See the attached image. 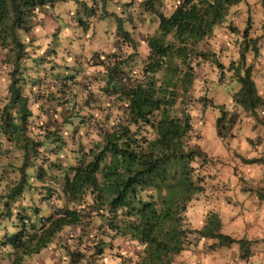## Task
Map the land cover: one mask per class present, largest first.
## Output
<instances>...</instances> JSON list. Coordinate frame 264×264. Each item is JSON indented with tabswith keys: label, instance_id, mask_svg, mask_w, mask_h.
Here are the masks:
<instances>
[{
	"label": "trees",
	"instance_id": "16d2710c",
	"mask_svg": "<svg viewBox=\"0 0 264 264\" xmlns=\"http://www.w3.org/2000/svg\"><path fill=\"white\" fill-rule=\"evenodd\" d=\"M240 1L0 0V264L47 252L63 229L66 264H106L114 238L135 246L133 259L114 264H181L176 258L199 239L206 250L235 244L240 259L252 254L257 239L225 231L214 205L222 189L206 170L220 158L195 141L189 110L195 102L201 114L212 109L214 134L228 149L241 112L264 134L257 115L264 98L251 73L259 36L250 35L249 15L241 28L226 20ZM135 13L140 24L155 22L150 34L137 29ZM104 18L114 24L112 49L96 47L79 60L75 26H90L94 40ZM219 27L235 35L226 62L217 55ZM136 30L146 50L137 48ZM207 59L217 83H238L224 86L230 107L193 93L196 66ZM88 65L102 68L101 83L90 88ZM89 99L93 106L85 108ZM82 124L87 138L78 135ZM238 180L241 191L264 202V187Z\"/></svg>",
	"mask_w": 264,
	"mask_h": 264
},
{
	"label": "rangeland",
	"instance_id": "374dc122",
	"mask_svg": "<svg viewBox=\"0 0 264 264\" xmlns=\"http://www.w3.org/2000/svg\"><path fill=\"white\" fill-rule=\"evenodd\" d=\"M230 10L231 13L227 16L226 20H232L239 28L244 26L246 16H250V35L259 36V48L264 49V0H241L236 5H233ZM64 16L68 18V13L66 12ZM58 22L61 28H64L62 23L60 21ZM134 22L138 25L137 29H139L142 33L146 32L147 34H150L155 28V22H147L145 20L143 21L144 24H140L137 19L136 13L134 15ZM106 25H109V21L106 18L101 19L98 23H96L95 27L93 28L96 32V35H98V38L94 40L90 39V41L89 35L92 28L90 26H88L86 29L84 28V30L87 31L85 32L83 29L81 30L80 27H78L79 29L77 31V26H75L76 33L74 39L75 42L78 41V47H72L73 41L71 47L74 54L76 53V51H78L76 55H79V60L82 61L83 56H86L85 52H87L88 50H93L96 47L97 49H99L101 46H103V50H108L110 48L112 49L114 45L112 42L114 24L111 22L107 28L105 27ZM68 29L71 31L73 29L75 30L74 27H68ZM31 32L33 33V30ZM32 33L31 35L34 36L35 34ZM215 33L217 36L216 40L223 39V44H218L219 48L222 47V49L219 50L217 46L219 50V52L217 53L218 58L222 62H226L228 60V56H231V54L235 52V46L233 42V37H235V35L234 33L220 27L215 29ZM133 36L138 40L137 48H143V50H146L144 43L143 45L142 43L139 44V42H142L143 40L140 32H137L136 30L133 33ZM64 40L66 41V44H69L70 46L71 43H69V41L73 40L72 34L70 36H66ZM216 40H214L213 42L215 47V42H217ZM55 44L57 47L64 45L60 38L55 41ZM79 44H82V48H80ZM84 44L87 45V48H85ZM126 49L131 50V47L127 46ZM246 57L248 61L252 59V54L250 51L247 52ZM60 59L65 60L66 58L60 57ZM88 63L89 62H87L86 64ZM260 67H262V69L264 68L262 65H260ZM4 69L5 67L2 64V59L0 57V81L2 82L4 79L2 76V71ZM100 69L102 68L99 65H88L85 67L86 72L90 76L89 88L92 86H96L98 83H101V81H96L97 73H101ZM196 72V78L192 83L193 93H206V95H212L216 102H223L226 107H230L231 104L227 95V89H225L224 86L228 87V89H230L231 86H233V88H236L238 86V83L235 81L230 82L228 85L217 83V81L215 80L217 77L216 68L208 59L200 63L199 66H196ZM251 73L256 86H258V81L256 78L257 71L255 67L252 68ZM225 80H227V78H225ZM1 87L2 85L0 86V88ZM92 106L93 102L89 99L85 104V108H91ZM189 110L195 126L194 132H192V134L194 133V135H196L197 137L195 141H198L200 146L207 153H209L210 155H216L220 158V163L215 164V166L213 167L210 166V168L207 167L206 170L212 173L213 176L218 175L217 187L219 189L233 190L232 196L229 195L215 198L216 200L214 205L216 206L217 210H223L224 213H229L227 211L228 208L231 210L230 213H233L232 211L236 208H239L238 210H241V207H239L241 202H239L235 196L237 192L245 193V195L247 196L246 199H248L247 204L249 208H251L252 206L254 207L253 210H256V207H258L257 209L264 208V202H258L254 199V196L250 192H243L240 190L238 180V176L240 175L243 179V183L246 186L264 187V166L263 164L261 165V162L264 163V160L253 163L241 162L239 155L242 154L231 147L228 151L226 142L220 140L214 134V113L212 109L207 108L206 111L201 114L200 110L198 109V103L195 102ZM94 111H96V109H94ZM94 114H96V112ZM246 115L248 114L242 112L239 114V119L237 120V123L234 127L235 134L239 132L241 136H245V141L247 144L245 147H242V149H245L246 152H249L246 154H251L250 152H252L254 155H256V157H262L264 159V134L259 125L253 124V122L250 120L251 117L248 120L244 119V116ZM52 118L53 116L51 117V120ZM84 124H82V126L80 127V132L78 135L79 137L87 138L89 135L84 136V131L86 128L89 130L90 128L89 126H86ZM91 135L94 137V132H92ZM224 153H229V155L227 156V154ZM261 184H263V186ZM3 189H5L4 186L0 184V191L2 193ZM68 234L69 231L67 230L63 229V231H60L59 234L54 237L53 242L46 248L47 252L43 250L39 252V254L27 256L25 258V264H66L65 259L61 257L62 252H60V245H58V243L59 240L61 241V239H67V241H70V239L66 237ZM111 243L112 248L106 249V264H114L120 258H123L124 260H126V258L128 259V257H130L131 259L134 258L135 246L132 242H129L124 238H114ZM205 243V240L199 239L198 242L194 246H192V249L182 250V252L176 259L181 264H242V259L237 256V247L235 244H232L229 247L206 250L204 248ZM257 245H259V240L254 243V246L257 247ZM252 249V253H254L256 249L255 247H253V245Z\"/></svg>",
	"mask_w": 264,
	"mask_h": 264
},
{
	"label": "crops",
	"instance_id": "0c3cea01",
	"mask_svg": "<svg viewBox=\"0 0 264 264\" xmlns=\"http://www.w3.org/2000/svg\"><path fill=\"white\" fill-rule=\"evenodd\" d=\"M259 52H260L259 56L257 60H255L253 67H255L257 71L256 74V78L258 81L257 87L259 88V92L264 98V68L262 69V67H260V65L264 67V49L259 48ZM242 136L239 134V132L235 134V132L233 131V136L229 138L228 146L239 151L242 154V156L245 157L256 156L252 152H250L251 154H246L249 152H246L245 149L244 150L242 149V147H245L247 144L245 141L246 139L245 136L244 137ZM224 154H227V156L229 155V153H224ZM212 156H216V155H212ZM262 164L264 166V163L261 162V165ZM215 181H218V175L215 176ZM220 193L222 196H229V195L232 196L233 190L225 189V190H221ZM235 196L238 199V201L241 202L239 206L241 207V210H238L239 208L238 209L236 208L232 211L233 213H230L231 210L229 208L227 209L229 213L227 212L224 213L223 210L222 211L217 210L219 215L222 217L221 219L223 222V226H225L226 229L225 231L234 236L245 235L249 238L259 240V245H257V247L254 246V243H256L257 240L253 243V247H255L256 251L252 253L251 256H249L247 259L242 260V264H264V239H261L264 231V208L257 209L258 207H256V210H253L254 208L253 206L249 208L247 204L248 199H246L247 196L245 195V193L237 192Z\"/></svg>",
	"mask_w": 264,
	"mask_h": 264
},
{
	"label": "built area",
	"instance_id": "2783aa9c",
	"mask_svg": "<svg viewBox=\"0 0 264 264\" xmlns=\"http://www.w3.org/2000/svg\"><path fill=\"white\" fill-rule=\"evenodd\" d=\"M257 115L260 116V117H264V107H259L257 109ZM244 119L248 120L249 116H244ZM261 185L263 186V184H261Z\"/></svg>",
	"mask_w": 264,
	"mask_h": 264
}]
</instances>
